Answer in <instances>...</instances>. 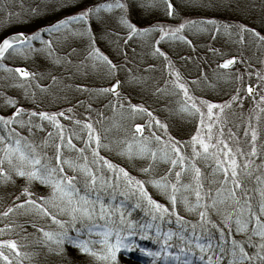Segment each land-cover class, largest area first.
I'll return each mask as SVG.
<instances>
[{"label": "snow or ice", "instance_id": "obj_1", "mask_svg": "<svg viewBox=\"0 0 264 264\" xmlns=\"http://www.w3.org/2000/svg\"><path fill=\"white\" fill-rule=\"evenodd\" d=\"M161 5L174 23L140 26L130 19L133 7L150 11ZM257 7L259 28L243 19L221 21L211 15L223 9L243 17ZM114 10H119L117 22L124 29L108 30L114 32L110 43L117 54L127 61L126 46L137 39L161 61L162 81H153V92L175 98L163 119L142 98L133 102L122 92L124 82L116 73L124 65L97 46L93 18L103 23L101 13ZM0 12L5 25L0 35V185L21 182L0 210V264H33L39 249L32 245L64 253L65 242L88 257V264H121L119 256L125 252H138L146 264H264V58L256 55L264 52V0H0ZM48 16L53 19L46 20ZM36 19L45 23L7 32L14 20ZM186 31L207 32L213 39L222 33L237 46V54L210 47L221 56L216 70L202 68L186 79L160 46L165 40L192 45ZM77 41L84 57L74 60ZM42 50L64 67L69 79L103 71L112 80L106 87L89 88L51 75L43 84L37 78L42 73L16 63ZM254 56L262 66L254 73L235 70L237 63L254 67L249 63ZM154 67L145 65V72ZM128 72L132 84L147 86L152 79L131 68ZM245 75H255L256 83H238L227 99L205 95L219 82H240ZM61 85L89 92V99L111 96L109 115L97 111L93 118L86 112L87 118L80 119L72 105L48 110V97L59 99L53 89ZM244 96L252 99L247 115ZM21 97L32 106L25 107ZM177 116L193 125L186 137L170 130ZM40 187L43 191H37ZM137 209L142 215L133 218Z\"/></svg>", "mask_w": 264, "mask_h": 264}, {"label": "rangeland", "instance_id": "obj_2", "mask_svg": "<svg viewBox=\"0 0 264 264\" xmlns=\"http://www.w3.org/2000/svg\"><path fill=\"white\" fill-rule=\"evenodd\" d=\"M103 2H105V0H95L94 3H103ZM34 3L36 2L34 1ZM142 10L144 9L142 8ZM118 11L119 10H114L111 14L102 12L101 17L103 18V23H101L100 19H96V22L92 23L93 30L96 32V35H97V46H99L102 51L109 54L115 62H117L118 64L124 65V67H122L121 70L116 73V78H119L121 79L122 82H124L122 84V89H121L122 92L126 94H130L132 96L133 102H141V98H142V100L146 102L148 105H150L151 108L154 111H156L157 114L160 115L161 118L163 119L165 116L169 115L167 108L172 107L169 101L174 100L175 98L168 97V96H160L159 94H154L153 92V81L154 80L157 82L162 81L163 73L161 70V61L155 57L148 55L147 49L143 48L141 43L137 39L130 40L128 45L126 46L127 52H128L127 61H124L123 57L117 54L116 48L113 46L112 43H110V40L115 39L114 32H109L108 30L111 29V26L112 27L114 26L113 27L114 31L124 32V29L121 28L117 22ZM138 11L139 12L141 11L140 7L131 8L129 10V16L134 17L135 16L134 12H138ZM219 12L220 11H215L212 14L215 15L216 13L218 14ZM3 15L4 13L1 12L0 17H3ZM56 15L59 16L61 15V13H57ZM156 16H159V17L155 19ZM161 17L162 18L165 17V13H164L162 5L160 7L153 8L150 11L144 10L143 15L139 17L138 22L140 23L144 22L143 24H140V26H145V25L155 23V22L174 23V21H172L171 18L169 17H167L168 18L167 21H161L160 20ZM219 20L229 21V20H222V19H219ZM230 21L235 22V20H230ZM23 23L20 21H15V20L13 21V24H23ZM136 24L139 25V23H136ZM3 25L4 24L0 22V26L4 27ZM25 28L29 29L28 27H25ZM185 35H188L189 39L192 40V45H188L180 41L165 40L161 42L160 46L161 48H163L165 51L169 53L171 59L174 61L176 66L181 69L186 79L199 75V72L202 68L207 70L209 73L216 70V65L219 63L221 56L219 53H214V52L209 51L210 47L219 49L220 52L226 53L228 55L237 54L236 53L237 46L235 44L230 43L228 38L222 33L218 34L215 39H213L211 35L207 32L189 33L186 31ZM73 46L80 49L76 45H73ZM109 47L111 48V50H108ZM133 49H135V51H133ZM63 51H67V49ZM42 52L46 54V51L42 50ZM245 55H252V52L246 51ZM256 55L264 58V52H257ZM31 57L28 58L27 60H21L17 58L16 62H20L21 64L26 66L25 65L26 62L28 63L32 62ZM73 57L75 60V59H83L84 56H82L79 52H77V54H75V56ZM185 57H191V59H183ZM21 61H25V62H21ZM5 62L12 63V61H5ZM249 63L253 64L254 67L246 69L244 65L237 63L235 65V70H238L239 72L254 73L256 68L262 67L259 63L256 62L255 56ZM147 64H152V65H155L156 67L148 69L147 72H145V65ZM26 67L30 71L36 72L38 74L42 73L43 76L38 75L37 78L43 84H47L49 82L51 75H57V76L62 77L64 83H72V84L84 83L89 88L106 87L112 80L111 77L106 76L102 71L100 73L88 71L87 75H84L82 73H77L71 79H69L68 76L65 74L64 67L62 65L54 64L52 60L50 62L49 67L40 69L38 71H36V68L34 66L33 68H31L30 66H29L30 68L28 66ZM37 68H40V66ZM129 68H131L133 73H135L136 75H139L142 77H151L152 79L147 80V86H145L144 84H132L130 81H128V77L130 75L128 72ZM68 71L70 72L71 68H69ZM103 74L104 76L100 77ZM233 74L235 75V71H233ZM88 77H91V78L93 77V78L87 79ZM248 82L255 84L256 83L255 75H252L251 77L245 75L243 78V81H240V82H237L235 80L228 81V82L221 81L219 82V86L217 87L218 90L217 89L216 90L207 89L205 90V95L208 98L215 99V100L227 99L226 93L230 94L234 90V88L237 86L238 83L242 85ZM261 88H264V85H261ZM61 89H62V85L58 86L56 89H53V91H55L57 95L59 96V99L52 98L51 96L48 97V99L51 101L50 103H47L45 105L48 110L50 111L60 110V109L67 108L69 105H72L76 117L80 119L87 118L85 116L86 112L90 113L93 118H96L97 111L103 112L105 116L109 115L110 110L108 107H106V105L108 104V101L112 99L111 96L102 95V96H95L94 98L89 99V96L92 95L89 92H86V91L82 92V91L76 90L75 88L62 89V90ZM222 89L223 91H221ZM219 91H221L220 95H218ZM214 92H216V94ZM212 93H214V95H211ZM9 94L16 95L17 90H14L13 92ZM241 95H244L243 91L241 92ZM77 100L83 101V104L77 105L76 104ZM21 102L24 103L25 107L32 106L31 101L24 100L22 97H21ZM243 103H244L245 115H247V110L252 104L251 97L244 96ZM88 104L92 105L91 109L87 108ZM236 111L239 112V109H236ZM61 119L63 120V118ZM63 122L65 124L70 123L67 120H64ZM170 123H171L170 130L173 132L174 135L186 137V135L190 131L193 130L192 123L188 121H182L180 120L178 116L174 117ZM188 125H190L191 128L187 129ZM261 127L262 129H264V120L261 121ZM113 157L115 156H112L111 158ZM20 183L21 182L18 181L16 185H12L14 190L9 187L11 185H8L7 187L3 186L5 188L3 187L2 188L8 190V193L9 192L14 193L16 192V190L19 191V189H15V187L18 188ZM37 191H43V188L40 187L37 189ZM8 193L3 192L5 197L0 198V210H2V208L6 205V203L11 201V200L8 201L7 199ZM157 198L159 199V197ZM40 224H42L44 227H53V228L55 227V225H49L45 223L44 221H40ZM37 235L39 234L37 233ZM35 258H36V255L33 257V261ZM25 264H28V262L26 261Z\"/></svg>", "mask_w": 264, "mask_h": 264}, {"label": "trees", "instance_id": "obj_3", "mask_svg": "<svg viewBox=\"0 0 264 264\" xmlns=\"http://www.w3.org/2000/svg\"><path fill=\"white\" fill-rule=\"evenodd\" d=\"M34 1L35 2H38V0H26V3L27 2L34 3ZM254 1H255V3L256 2L259 3V0H254ZM94 2H95V0H86L85 3H94ZM140 9H141V11L140 12L138 11L139 13L138 12H134V15L135 16L134 17L133 16L130 17L131 20L134 23H139V25L144 23V22H141V23L138 22L139 17L142 16L143 15V12H144V10H142L141 7H140ZM219 11L220 12L218 14L216 13L214 15V14L211 13V15H214L215 17H217L219 19H222V20H235V21H239V20L243 19L244 22L250 23V24L251 23L252 24H255L259 28V16H260V11H261L259 7L253 9L250 12V14H247L246 16H243V17L240 14H237V13L232 12L230 10L229 11H224L223 9H221ZM136 17H137V19H136ZM157 17H159V16H156L155 19ZM45 19L46 20H52L53 17L48 16ZM96 19L97 18H93V21L94 22L92 21V23H95L96 22ZM160 20L161 21H167L168 18L165 15V17H163V18L161 17ZM148 21H149V19H148ZM44 23H45V20L36 19V20H33V22H31V23L12 24V26L7 27V32L9 34V33H12L13 31H20V30L29 31V30H34L37 26H39L40 24L42 25ZM3 26L4 27H1L0 26V35H4L5 34L4 33L5 25H3ZM25 27H28L29 29H26ZM113 27L111 26V29H113ZM73 45L78 46L80 48L78 52L82 56H84L83 45L80 44L78 41L75 44H73ZM39 47L40 46L37 43V48H39ZM66 49L67 48H64L63 50H66ZM108 50H111V48L109 47ZM31 59H32V62H30V63L26 62L25 65L28 66V67L30 66L31 68H33V66H34L36 68V71H38L40 69L47 68V67L50 66L51 59L46 54H44L42 51H37L36 54L31 57ZM73 59H74V57H73ZM21 62H25V61H21ZM16 63L21 64L20 62H16ZM39 66H40V68H37ZM2 74L3 73H0V75H2ZM103 76H104V74L102 76H100V77H103ZM92 78L91 77H88L87 79H92ZM8 91H9V93H11L14 90H8ZM221 91H223V89ZM221 91L218 92V95H220ZM137 93H139V92H137ZM214 93L216 94V92H214ZM214 93H212L211 95H214ZM0 107H2V106H0ZM188 128H191L190 125L187 126V129ZM113 159H115L117 162H121L116 157H113ZM2 187L3 186L0 185V198L5 197L4 194H3V192L4 193H8V190L3 189L5 187H3V188ZM9 187L13 189L12 185L9 186ZM15 189H19V187L18 188L15 187ZM16 192H18V191L16 190ZM8 194H7V197H8L7 199H8V201H10L11 200V196L8 195ZM132 215H133V218H139L142 215V213H140V211L137 209V210H134L133 211V214ZM21 219L23 220V219H27V218L26 217H22ZM37 223H40V221H37ZM28 230H29V232H34L35 231L30 226H28ZM30 239H31V237H30ZM137 241H138V243L142 244L145 247H153L152 242L149 241V240H140L139 238H137ZM32 247L39 249L38 254L36 255V258L33 261V264H88V261H89V258L88 257H85L83 254H79L78 253V250L73 245H71L68 242H65V244L63 246L64 247V253H56L54 251H48L42 245H39V244H34V245H32ZM119 259L121 261V264H146V258L144 256H142L141 254H138V252H133V253H126L125 252L123 255H120L119 256Z\"/></svg>", "mask_w": 264, "mask_h": 264}]
</instances>
